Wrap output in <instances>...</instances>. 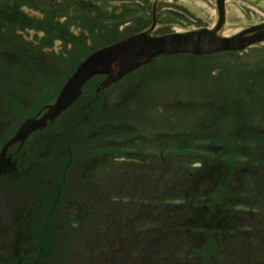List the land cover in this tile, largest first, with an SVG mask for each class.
Segmentation results:
<instances>
[{
    "label": "rangeland",
    "instance_id": "rangeland-1",
    "mask_svg": "<svg viewBox=\"0 0 264 264\" xmlns=\"http://www.w3.org/2000/svg\"><path fill=\"white\" fill-rule=\"evenodd\" d=\"M80 1L0 0V12H3L0 41L6 38L9 43V46L0 43L1 51H5L0 56L2 109L9 110L10 106L3 97V90L13 91V84L9 82L15 80L14 75L20 69L10 62L16 56L23 57L22 52H25L14 50L15 43L22 45L20 49H27L29 45L30 50L41 52L56 37H64L70 44L62 50L57 48L58 54L53 55L54 48L48 47L52 51L50 61L54 64V70L48 71V75L68 73L67 68L73 61L77 64V60H82L103 43L137 30V19L151 23L153 0L145 3L147 13H142L143 17L123 13V0ZM124 1L130 6L137 4V0ZM165 5L168 3H162V8ZM166 12L160 10L159 26L194 22L178 9L175 12L179 16L172 19ZM110 14L127 16L110 19ZM15 18L23 25L14 27L12 20ZM111 29L116 33L109 31ZM34 31L38 36L35 42L31 39ZM73 33L80 34L79 40L73 41ZM44 34L49 38L41 40ZM28 40L30 43L26 44ZM58 45L56 43L55 48ZM17 51L19 53L14 56ZM207 57L192 63L193 67L188 57L158 60V65L145 67L146 72L137 81L123 80L126 83L123 87H118L119 84L98 91L103 76H96L87 84L73 108L92 100L90 108L75 120L69 118L63 141L59 139L57 148H51L45 156L38 150V161L30 166L25 162L24 171L11 186V191L34 188L44 193L49 190L48 181L66 179L58 203L59 212L49 220V229L45 230L43 247L47 258L38 264H190L192 261L191 264H240L239 259L236 260L239 251L234 243L241 239L236 237L238 232L233 234L232 231L223 239L225 234L221 235L214 228L200 231V237L206 239L207 248L212 250L210 256L187 260L191 252L189 247L197 243L193 236L196 231L188 226L193 217L188 204L196 205L188 196L184 202L183 191L191 181L195 166L199 165L201 157L193 156L198 151L202 158L205 157L204 166L226 172V205L221 204L220 209L234 213L235 222L229 226L238 225L234 230L242 227L238 218L254 226L253 231L245 233L249 238L250 261L243 264H264V136L258 133L264 132V103L257 101L264 97V43L241 53ZM168 60L171 65L163 64ZM31 74L37 75L35 70H22L17 77L24 79V75ZM64 76L66 81L69 75ZM36 80L38 78H34ZM73 108L68 111H75ZM86 115L91 117L87 131L108 132V159L104 161L105 157L98 156L101 150H95L99 144L97 135L91 141L75 142L70 147L72 156L78 162L83 161L85 166L72 165L69 170L57 166L54 164L56 158L72 157L66 154L67 141L74 139L78 121ZM97 116L100 118L98 124L94 121ZM107 122L108 130H105ZM0 125H3L1 120ZM129 128L144 137L123 139L130 136L127 135ZM173 132L182 136L174 138ZM223 135L233 138L236 144L233 146ZM199 136H203L201 140ZM182 140L186 144L180 145ZM189 140L193 145L190 142L187 145ZM2 143L0 139V145ZM216 145L218 150H211L216 149ZM90 150L96 160L82 158H87L86 151ZM259 161L262 166L257 165ZM30 176L35 178L33 182L27 180ZM233 190H240L239 196L244 203L228 207ZM171 200L176 202L175 206L170 205ZM250 208L256 211L249 212ZM181 221L184 226H177ZM241 254L244 256L245 252Z\"/></svg>",
    "mask_w": 264,
    "mask_h": 264
},
{
    "label": "flooded vegetation",
    "instance_id": "flooded-vegetation-1",
    "mask_svg": "<svg viewBox=\"0 0 264 264\" xmlns=\"http://www.w3.org/2000/svg\"><path fill=\"white\" fill-rule=\"evenodd\" d=\"M13 23H18V25L21 24L17 18L13 20ZM22 30L23 34H25V29H23V27ZM29 30L33 31L31 29ZM36 33L37 31H34V35L31 37L33 42L38 38V36L35 35ZM41 38H43L42 40L48 39L45 34L40 36V39ZM25 39H27V37H25ZM2 41L3 42L0 41V43L3 46H9L6 38L2 39ZM28 42L30 41L28 40ZM54 42H58L59 45L56 48L54 45L51 46L54 48L53 55L58 54L57 48H61L62 50L65 44L62 40ZM15 45L14 50H22L26 52H22V54L25 55L18 58L16 55L19 51L15 52L14 56H16V59H11L12 61L10 64L18 66L20 69L14 75L15 80L9 82V85L13 84L11 87L13 91L5 92V89L3 90V97L10 104V106L8 105L9 110H4L0 107V120L3 124L0 125V139L1 141H4V143L7 142L12 133L14 134L17 130V119L22 118L26 120L28 118L39 116L40 113L57 98L61 86L64 84V75L67 74L70 76L76 66L75 63L69 65L67 68L68 73L63 72L60 74L55 73L48 75V71L54 70V64L50 61V53L52 51L49 50L48 45H45L41 52L38 50H30L29 45H27V49H20L22 45H18V43H15ZM1 49L2 48H0V56L5 53V51H1ZM21 69L24 71L35 70L37 75H24V79H20L21 77L17 76L19 75V72L22 71ZM145 72L146 71L140 73L138 77L133 78L132 80L137 81V79L140 76H143ZM34 78H38V80L34 81ZM145 81H147V79H145ZM144 83L145 82H143L142 85H144ZM125 84L126 83L123 82L118 87H123ZM2 89L3 88L0 86V91ZM97 89L100 91L102 89L101 85L97 86ZM5 93L11 94L5 95ZM91 103L92 100H87L83 105L76 109L72 106L75 111H66V113H63L55 121L49 122L44 129L32 133L23 145L16 144L8 150L7 156L15 163V165L13 169L0 173V197L2 198L0 204L4 203L3 207H0V264H38V262H42L47 258L46 251L43 247L45 245L44 240H46L45 230L49 229V220L59 212L58 203L63 195L64 182L66 179L63 177L53 181V183L48 181L49 190L44 193L36 191L34 188L11 191V186L16 178L20 176L19 174L24 171L23 166L25 162H28V166H30L38 161L36 158L40 155L45 156L49 153L51 148L52 150L57 148L59 139L63 141V137L66 134L68 119L71 118L75 120L78 115L86 112L90 108ZM97 118L98 116L94 121L98 124L100 118L96 120ZM90 119L91 117L86 115L78 121V125L75 128L76 132L74 139L70 140L68 138V150L66 154L72 156L70 153V147L74 145L75 142H83V140L91 141V138L95 139L99 136L97 139L99 144H97L95 150H101L98 156L100 158L105 157L104 161H106L108 159V132L97 133L95 130L87 131L88 121ZM145 120L147 119L145 118ZM170 122H172V119ZM105 130H108V122L105 125ZM128 130L129 133L127 135H130L128 136L130 140L135 138L140 140L144 137L134 132L132 128H129ZM101 134L104 139L100 140V136H102ZM38 150H40V155L36 156ZM86 152L87 158H82L86 160L95 159L91 154V150ZM138 154L142 155L140 152ZM62 155H64L63 152L61 153V156ZM95 155L97 156V154ZM59 156L60 155H58V157ZM6 161L7 160H5V162ZM54 164L66 168V170L67 168L69 170L72 165L85 166L83 161L78 162L74 156L67 160L63 157L56 158ZM27 180L33 182L35 178L30 176ZM40 182L44 183L43 180H40ZM55 182L56 184L54 185ZM240 264H243V262H240Z\"/></svg>",
    "mask_w": 264,
    "mask_h": 264
},
{
    "label": "water",
    "instance_id": "water-1",
    "mask_svg": "<svg viewBox=\"0 0 264 264\" xmlns=\"http://www.w3.org/2000/svg\"><path fill=\"white\" fill-rule=\"evenodd\" d=\"M183 1V0H181ZM224 0H218V7L222 12ZM180 2V1H179ZM186 4L196 3L200 5L199 21L213 23L214 1L213 0H185ZM205 2L210 7V12L204 7ZM230 7L228 22L230 28L238 30L239 25L253 23L254 20L264 19V0H252V3L241 0H229ZM256 3L257 5H254ZM263 5V6H262ZM236 10V12H235ZM233 12V13H232ZM200 22H191L184 25H172L176 30L195 28ZM232 25V26H231ZM228 27V26H227ZM214 30L202 29L186 33H174L161 37H152L148 32L132 36L109 47H105L90 55L78 68L76 73L64 86L57 101L48 108V111L41 119H30L18 130L16 136L4 147L0 154V171L3 168V160L7 148L17 142L23 141L32 131L43 128L48 120L55 119L63 110L74 102L81 92L82 86L94 75L106 74L108 79L106 84L121 79L124 75L136 68L150 62L153 58L162 54L192 53L208 54L226 50H238L248 47L254 43L264 41V24H259L253 28L241 30L239 36L232 39H222L216 35ZM230 32L231 29H226ZM253 33L248 38H243L247 33ZM200 38V43L197 42Z\"/></svg>",
    "mask_w": 264,
    "mask_h": 264
},
{
    "label": "trees",
    "instance_id": "trees-1",
    "mask_svg": "<svg viewBox=\"0 0 264 264\" xmlns=\"http://www.w3.org/2000/svg\"><path fill=\"white\" fill-rule=\"evenodd\" d=\"M260 133V132H258ZM263 133V132H262ZM261 133V134H262ZM264 136V135H263ZM264 161V159H262ZM257 165H263L260 161ZM226 169V168H225ZM235 169V168H233ZM226 171H230V168H227ZM224 173L222 169L210 166H202L201 168L195 169V171L190 175L191 181H188L186 190L183 193L188 196L193 202L194 208L203 209L204 211L211 212L210 222L217 223L220 219H223L225 223L230 225L235 222L234 213H230L227 209H220L221 204H225V197L227 194L226 189H221V202L220 198H209L212 195L217 194L218 190V182L222 180L224 177ZM214 186V188H213ZM213 188V189H212ZM238 190H233L232 196L228 199V207H232L237 202H243L240 197H237ZM210 202V203H209ZM244 203V202H243ZM209 210V211H208ZM195 210H193V213ZM206 213V212H205ZM238 218V217H237ZM233 219V220H232ZM239 221H244L243 218H238ZM254 220V218L252 219Z\"/></svg>",
    "mask_w": 264,
    "mask_h": 264
},
{
    "label": "bare ground",
    "instance_id": "bare-ground-1",
    "mask_svg": "<svg viewBox=\"0 0 264 264\" xmlns=\"http://www.w3.org/2000/svg\"><path fill=\"white\" fill-rule=\"evenodd\" d=\"M194 38H198L197 42L200 43V38L197 35H193Z\"/></svg>",
    "mask_w": 264,
    "mask_h": 264
}]
</instances>
